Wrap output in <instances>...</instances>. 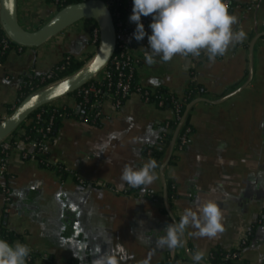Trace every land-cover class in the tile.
<instances>
[{
	"label": "crops",
	"instance_id": "crops-1",
	"mask_svg": "<svg viewBox=\"0 0 264 264\" xmlns=\"http://www.w3.org/2000/svg\"><path fill=\"white\" fill-rule=\"evenodd\" d=\"M59 11L50 0H18L19 22L29 30ZM229 12L238 20L233 30H243L246 39L214 62L202 52L198 57L178 55L167 63L156 57L157 63L149 66L148 37L133 45L142 84L162 83L181 94L198 81L208 91L207 100L190 109L193 131L187 146L173 149L177 161L158 167L157 179L147 186L157 199L147 197L146 191L129 192L121 180L125 165L140 168L150 160L143 149L158 141L161 123L172 115L139 93L120 107L106 98L101 126L63 118L46 151L51 162L70 172L64 177L25 156L28 146L22 140L12 148L5 158L6 176L0 178V222L4 218L9 229L22 234L24 242H16L35 254L33 264H44L42 254L48 255L49 264H67L76 258L72 248L86 256L84 261L76 258L79 264H91L94 253L105 252L117 264H166L170 259H176L173 264H196L186 247L205 261L219 246L239 249L243 264H264V0H234ZM92 27L93 21L84 19L40 47L11 49L0 64L2 120L21 102L26 78L48 74L65 54L93 58L100 41ZM72 101L69 95L60 103ZM167 180L176 192L171 214L165 202ZM208 200L221 207L223 233L196 237L189 227L180 246H157L171 221L178 222L185 209L196 210Z\"/></svg>",
	"mask_w": 264,
	"mask_h": 264
},
{
	"label": "trees",
	"instance_id": "trees-1",
	"mask_svg": "<svg viewBox=\"0 0 264 264\" xmlns=\"http://www.w3.org/2000/svg\"><path fill=\"white\" fill-rule=\"evenodd\" d=\"M51 2L56 3L59 10L67 7L72 3L81 2L83 0H50ZM234 0H231V6H233ZM117 10H119L122 15L126 14V3L124 1H118L115 4ZM232 8V7H231ZM230 10V8H229ZM98 28L96 22L93 21L92 34H94V30ZM264 37V36H263ZM7 39L6 33L3 30L0 22V64L3 63L9 52L13 47H20L19 45L13 43L8 39L7 47L4 48L3 40ZM99 43V40L98 42ZM78 60L71 54H65L64 58L57 63L52 69V75H33L25 79L21 89H20V97L21 101L25 99L32 92L45 87L51 83H54L72 73L79 70L81 67L85 65V63L89 60ZM134 61V60H133ZM134 64V62H132ZM132 65V64H131ZM108 71L110 72V77L104 78L100 81L92 80L88 84H86L83 88L73 92V95L76 99V106L65 105L63 107L55 108V107H42L37 110L29 119L19 128L18 131L14 132V137L11 140V144L15 147L20 140L26 142L27 144L36 143L38 146L33 149L31 154L28 155L29 158H35L38 161L41 167L49 168L51 170L57 171L59 175L62 177L66 176L70 172L65 169V167L61 163H53L49 159V153L47 151H42L40 149V144L44 143V140L51 141L58 132V128L61 124L63 118L73 117L80 120H84L90 124H94L97 126L102 125V114L100 113L101 106L96 105L97 100H105L106 98H112L114 101L120 100V106H122L128 97L132 93H139L142 95L143 99L147 102L154 103L159 109L168 110L171 112V117L166 119L161 123V135L158 141L153 145L145 146L143 149V155L150 158L155 159L158 163V167L162 166L165 162V156L170 151L172 143L174 141L175 132L182 121V118L186 116L185 121L181 125L176 142L174 144V150L179 149V145L181 142V137L186 134V130L189 128L190 133L193 131V127L191 125V110H187L188 106L195 102L196 100H207L208 91L203 84L198 81H191L187 87L184 89L183 93L179 94L170 89L167 85L162 83H157L153 85H144L140 82L136 67L133 69L130 67H121L117 69L112 64H109ZM126 74L122 79H127L130 77V89L126 96L122 95L121 92L118 91L116 83L119 79L120 73ZM90 85H94L100 89L98 94L90 93L89 95H85L84 89ZM41 113V118L37 119L36 114ZM31 119L30 118H33ZM52 120L51 130L47 132V127ZM2 118L0 117V122ZM20 130L24 132L20 134ZM188 133V135L190 134ZM19 135L18 138H16ZM188 141L186 142L184 148L187 146ZM12 150V149H11ZM9 151H3L2 147H0V157L8 156ZM178 155L176 153H171L168 162L173 164L177 161ZM143 166V165H142ZM6 176V174H5ZM76 179L80 178L75 175ZM82 184H86L87 181L84 180L81 182ZM0 190H3V187L0 184ZM140 192L141 188H132L130 187L129 192ZM157 193L152 190H146V196L150 199H157ZM176 196L175 190H173L172 181L167 180L166 184V198L167 203L170 208L172 203V198ZM164 212H166V208H163ZM172 223L174 221H171ZM0 237L14 245L17 240L24 242V238L22 234L15 232L8 228L5 224L4 218L0 222ZM235 254V256H234ZM35 258V254H29L27 257V263L33 264ZM49 259H47L48 261ZM176 259H170L166 264H173ZM196 264H243L240 260L239 249L232 248L227 249L221 246L211 250L208 257L204 262L195 261ZM67 264H79V261L76 258H71ZM165 264V263H164Z\"/></svg>",
	"mask_w": 264,
	"mask_h": 264
},
{
	"label": "clouds",
	"instance_id": "clouds-1",
	"mask_svg": "<svg viewBox=\"0 0 264 264\" xmlns=\"http://www.w3.org/2000/svg\"><path fill=\"white\" fill-rule=\"evenodd\" d=\"M148 16L152 17L149 25L151 35H148L141 20ZM129 19L136 25L131 38L142 41L148 36L149 47L146 49L149 51L145 52V61L149 66L157 63L156 57L167 63L178 55L198 57L202 52L214 62L217 56L225 55L230 46L246 39L243 30H233L238 20L229 12L227 0H133ZM158 166L155 159L148 160L140 168L125 165L121 180L132 188L146 191L147 186L157 179L155 170ZM222 217L221 207L213 200L204 202L196 210L187 208L178 222L165 227V234L156 241L157 246H180L189 227L196 230L192 233L193 236L214 238L224 231ZM72 249L77 259L85 260L86 256H81L75 248ZM30 251L25 244L16 242L10 245L6 240L0 239V264H26ZM93 256L96 258L91 264H117L114 255L107 252L94 253ZM197 258L199 259V254Z\"/></svg>",
	"mask_w": 264,
	"mask_h": 264
},
{
	"label": "water",
	"instance_id": "water-1",
	"mask_svg": "<svg viewBox=\"0 0 264 264\" xmlns=\"http://www.w3.org/2000/svg\"><path fill=\"white\" fill-rule=\"evenodd\" d=\"M84 19L92 20L98 25L100 44L97 53L79 70L32 92L23 99L11 114L0 122V144L21 127L37 110L72 94L91 82L109 65L117 47L115 22L108 5L103 0H83L81 2L72 3L61 9L55 16L36 30L26 29L20 24L18 17V0H2V7L0 10L1 26L13 43L24 48L40 47L68 27ZM66 83L68 87L67 89H63V85ZM232 94L233 93L228 94L227 97ZM225 98L224 96L222 99L224 100ZM198 101L200 100H196L190 104L187 110L189 111ZM185 118L186 116L182 118L175 132L174 141L169 151L170 153L166 162L163 163L162 168L168 163L174 149L179 129L185 121ZM161 174L165 181L163 170ZM164 191L166 208L170 213L171 211L166 200V182ZM0 239L3 238L0 237ZM186 250L193 260L204 262V260L194 257L188 247H186ZM26 264H28L27 261Z\"/></svg>",
	"mask_w": 264,
	"mask_h": 264
},
{
	"label": "built area",
	"instance_id": "built-area-1",
	"mask_svg": "<svg viewBox=\"0 0 264 264\" xmlns=\"http://www.w3.org/2000/svg\"><path fill=\"white\" fill-rule=\"evenodd\" d=\"M103 1H105L106 4L108 5V7H109V9L111 11L112 17L114 19V22H115V26H116L117 47H116V51H115V53H114V55H113V57H112V59H111L109 64H112L117 69H119L121 67H130V68L133 69L135 67V65L132 63V62H134L133 61L134 59H133V53L132 52H133V45L136 42V40L131 38V37H132V34H133V32H134V30L136 28V25L134 23L130 22V19H129V17L132 14L133 0H103ZM118 1H124L126 3V14L125 15H122V13L119 10H117V8L115 7V4ZM227 2H228V5H229V8H230L231 0H227ZM141 20H142V22H143V24L145 26V30L148 33V35H151V28L149 27V25L152 22V17L151 16L142 17ZM94 37H95L96 40L100 41V35H99V29L98 28H96L94 30ZM145 37H148V36L146 35ZM8 39L9 38L7 36V39L3 40V45H4L3 47L4 48L7 47L6 43L8 42ZM108 66L98 76H96L93 80L100 81V80H102L104 78L110 77V72L107 69ZM51 75H52L51 71L48 74H46V76H51ZM125 76H126V74L121 72L119 74V79H118V81L116 83L118 91L121 92L122 95H124V96H126L128 94V91H129L130 86H131L130 77H127L126 80L122 79ZM99 92H100V89L97 88L94 85H90V86H88L87 88L84 89V93H85L86 96L89 95L90 93L98 94ZM67 96H69V95H67ZM67 96H65V97H67ZM70 97L73 100L72 101L73 103H71L72 105H70V106H76L77 103H76L75 97L73 95H71V94H70ZM141 97H142V95H141ZM62 99H60L58 101H54V102H52V103H50V104H48L46 106L47 107L59 108V107L65 106V105H69V103H67V102L60 103V101ZM103 101H104V99L102 101L101 100L100 101L97 100V104L96 105L101 106ZM115 104L117 105V107H120V105H121L120 104V100L115 101ZM35 117H37V119H40L41 118V113H37ZM31 119H34V116H33V118H30V120ZM52 120L53 119L51 118L50 122L48 124V127H47V132L51 130ZM19 128L16 131H18ZM23 132H24L23 130H20V134L23 133ZM188 133H190V129L189 128L186 130V134H184L181 137L179 150L184 149V146H185L186 142L189 139V135L190 134L188 135ZM13 134L8 136L0 144V147H2L3 151H9V150H11L13 148V146L11 144V140L14 137ZM16 136H17L16 138L19 137V135H16ZM48 143H49V140H47V139L44 140V143L40 144V149L45 152ZM26 145L28 146V148L24 152L25 156H28V154H31L33 149L36 148V146H38V144H36V143H30V144L26 143ZM0 158H1L0 178H3L4 175H5V172H6V161H5L6 157H0ZM33 159H35V158L33 157ZM30 255H31V253H30ZM234 256H235V254H234ZM42 257H43V260H44V264H49L48 261H47L48 255L47 254H42Z\"/></svg>",
	"mask_w": 264,
	"mask_h": 264
},
{
	"label": "snow or ice",
	"instance_id": "snow-or-ice-1",
	"mask_svg": "<svg viewBox=\"0 0 264 264\" xmlns=\"http://www.w3.org/2000/svg\"><path fill=\"white\" fill-rule=\"evenodd\" d=\"M67 87H68L67 83L63 85V89H67Z\"/></svg>",
	"mask_w": 264,
	"mask_h": 264
},
{
	"label": "rangeland",
	"instance_id": "rangeland-1",
	"mask_svg": "<svg viewBox=\"0 0 264 264\" xmlns=\"http://www.w3.org/2000/svg\"><path fill=\"white\" fill-rule=\"evenodd\" d=\"M231 7H232V6L230 5V9H231Z\"/></svg>",
	"mask_w": 264,
	"mask_h": 264
}]
</instances>
